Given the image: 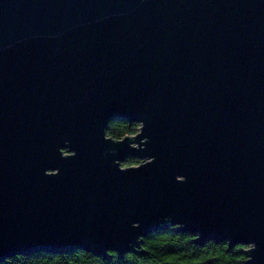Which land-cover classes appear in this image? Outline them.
Listing matches in <instances>:
<instances>
[{
    "label": "water",
    "instance_id": "1",
    "mask_svg": "<svg viewBox=\"0 0 264 264\" xmlns=\"http://www.w3.org/2000/svg\"><path fill=\"white\" fill-rule=\"evenodd\" d=\"M170 228L264 264V0H0V264Z\"/></svg>",
    "mask_w": 264,
    "mask_h": 264
},
{
    "label": "trees",
    "instance_id": "2",
    "mask_svg": "<svg viewBox=\"0 0 264 264\" xmlns=\"http://www.w3.org/2000/svg\"><path fill=\"white\" fill-rule=\"evenodd\" d=\"M139 124L126 120L108 123L106 134L115 140L126 135L135 136ZM141 161L130 158L122 167L138 165ZM197 237L170 228L143 239L141 248L134 253L120 255L109 253L108 257L96 256L90 252L74 250L67 254L40 252L29 256H15L2 264H248V246L233 248L228 243L207 242L198 244Z\"/></svg>",
    "mask_w": 264,
    "mask_h": 264
}]
</instances>
